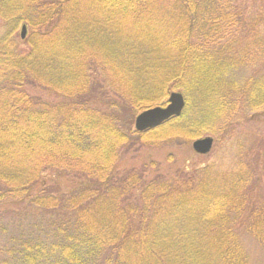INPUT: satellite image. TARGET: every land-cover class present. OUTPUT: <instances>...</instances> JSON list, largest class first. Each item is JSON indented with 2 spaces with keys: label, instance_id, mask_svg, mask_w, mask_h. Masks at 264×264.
<instances>
[{
  "label": "trees",
  "instance_id": "obj_1",
  "mask_svg": "<svg viewBox=\"0 0 264 264\" xmlns=\"http://www.w3.org/2000/svg\"><path fill=\"white\" fill-rule=\"evenodd\" d=\"M172 91L181 114L133 130ZM262 107L264 10L245 0H0V264H250L264 203L248 161L114 165Z\"/></svg>",
  "mask_w": 264,
  "mask_h": 264
},
{
  "label": "rangeland",
  "instance_id": "obj_2",
  "mask_svg": "<svg viewBox=\"0 0 264 264\" xmlns=\"http://www.w3.org/2000/svg\"><path fill=\"white\" fill-rule=\"evenodd\" d=\"M245 1L249 4L252 14H258L264 10V0ZM29 92L46 98V94L40 91L33 89ZM246 117L245 115L235 117L233 123L225 130L219 117L216 118L210 129L199 137L209 136L213 139L211 150L207 154H196L192 150L191 143L195 139L189 142L172 140L154 145L134 141L120 150V158L116 161L114 170L121 173L125 170L141 171L147 168L149 171L145 173V177L150 178L154 169L151 170L148 165L149 161L153 162L159 172L165 173L174 166L190 165L192 162H198L199 165H210L218 171L232 170L237 161L245 159L255 171L252 198L259 203H264V108L256 111L249 121ZM132 127L134 130V125ZM62 182L64 187L73 185L72 180L67 178H64ZM242 235L249 263L264 264V247L249 234L242 232Z\"/></svg>",
  "mask_w": 264,
  "mask_h": 264
},
{
  "label": "water",
  "instance_id": "obj_3",
  "mask_svg": "<svg viewBox=\"0 0 264 264\" xmlns=\"http://www.w3.org/2000/svg\"><path fill=\"white\" fill-rule=\"evenodd\" d=\"M26 34L25 26L21 27L20 38L23 39ZM185 105V100L180 92L173 91L169 94L167 102L164 105L154 106L141 111L134 119V129L136 131H145L155 128L171 117H177L181 114ZM213 139L209 136L197 138L192 141L191 147L196 154H207L211 150Z\"/></svg>",
  "mask_w": 264,
  "mask_h": 264
}]
</instances>
